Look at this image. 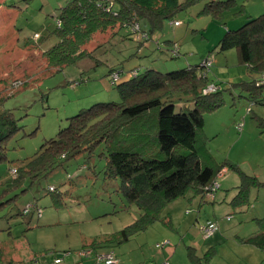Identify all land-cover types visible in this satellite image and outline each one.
I'll list each match as a JSON object with an SVG mask.
<instances>
[{
	"label": "rangeland",
	"instance_id": "374dc122",
	"mask_svg": "<svg viewBox=\"0 0 264 264\" xmlns=\"http://www.w3.org/2000/svg\"><path fill=\"white\" fill-rule=\"evenodd\" d=\"M67 2L0 0V111L12 110L20 126L7 143L6 161L0 164L2 264H46L66 252L72 254L63 264H104L94 258L80 261L76 255L83 246L122 230L139 216L138 207L126 197L122 180L106 176L100 149L92 157L82 154L65 162L33 183L25 177L14 186L12 175L13 169L23 167L82 109L121 101L117 85L133 72L141 75L153 69L169 73L211 61L209 85L221 90L223 104L204 116L206 147L217 167L229 160L264 182V127L260 128L264 123L259 125L256 119V115L264 119V105L251 104L248 93L234 86L251 79L237 50H220L229 30L236 31L264 14V0H236L235 7L225 11L222 19L202 13L208 2L202 0L177 16L180 26L166 22L143 45L127 28L113 37L99 34L86 46L92 58L58 70L48 66L43 51L58 41L47 36L56 29L58 10ZM141 27L148 31L144 24ZM36 33L41 36L39 42L34 39ZM173 43L181 49L179 58L172 54ZM111 69L123 72L115 85L109 80ZM15 81L25 85L14 90ZM189 107L176 104L177 111ZM217 182L221 189L214 194L202 198L189 190L168 204L162 220L147 231L129 242L98 251H114L120 259L116 264H192L188 248H196V255L204 257L215 247L208 264H264V251L240 241L264 230L258 223L264 220V187L253 189L248 203L234 208L231 201L240 184L238 174L229 168L227 176L219 175ZM50 187L57 192L49 193ZM29 204L42 209V215L34 210L26 215ZM208 222L217 223L218 230L204 239L200 226ZM46 255L50 256L44 258Z\"/></svg>",
	"mask_w": 264,
	"mask_h": 264
},
{
	"label": "trees",
	"instance_id": "16d2710c",
	"mask_svg": "<svg viewBox=\"0 0 264 264\" xmlns=\"http://www.w3.org/2000/svg\"><path fill=\"white\" fill-rule=\"evenodd\" d=\"M201 1L68 0L58 10L56 29L50 33V38L58 41L44 52L43 57L50 68L58 70L77 65L93 57L86 46L97 35L113 37L123 28L134 34L131 26L135 24L148 27V31L141 27L149 35L148 40L138 42L143 45L153 34L160 32L166 22L179 21V14ZM235 5L236 0H208L202 13L222 19L224 12ZM220 48L221 51L237 50L240 63L247 67L253 78L234 86L248 93L251 104L264 105V14L249 20L236 31L229 30ZM180 56L181 49L174 57ZM202 69V65L169 73L149 69L118 84L121 101L98 103L69 118L66 128L47 140L23 167L16 169L13 185L20 184L25 177L32 183L39 181L65 162L82 154L92 157L100 149V156L106 163V176L122 180L127 199L138 207L140 214L122 230L83 246L95 250L124 244L147 231L162 220V212L168 204L184 197L189 190L204 198L224 168L234 170L240 180L231 205L235 208L247 204L250 192L264 187V183L229 160L217 167L207 149L204 116L221 108L223 100L220 89L203 94L209 86V78ZM111 75L109 80L112 82ZM24 85V82L15 81L13 89ZM177 102L190 104V109L177 111ZM256 119L259 125L264 123L263 117L256 115ZM19 129L12 110L0 111V164L6 161L7 143ZM51 188L54 187L49 188V193L57 192ZM259 222L264 226L262 220ZM240 241L264 250V232L240 238ZM196 251L194 247L188 248L191 263L208 264L216 248L211 247L204 257L197 256Z\"/></svg>",
	"mask_w": 264,
	"mask_h": 264
},
{
	"label": "built area",
	"instance_id": "2783aa9c",
	"mask_svg": "<svg viewBox=\"0 0 264 264\" xmlns=\"http://www.w3.org/2000/svg\"><path fill=\"white\" fill-rule=\"evenodd\" d=\"M170 24L174 27H178L182 24V22L181 21H175V22H171ZM131 27H132V32L135 35L134 40L136 42H140L141 40H148L149 39L148 33L143 32L141 30V26L139 24H135L134 26H131ZM34 37L39 38L40 35L35 34ZM179 50H180L179 45L175 44L174 49L172 51V54L174 56H178ZM211 64H212V62L209 60H206L203 62L202 67H203L204 74H207V70L211 67ZM136 75H137V72H133V74H129V78H132L133 76H136ZM121 76H122V74L120 72H116L115 74L112 73V75H111L112 82L111 83L113 85H115L121 79ZM218 90H219V88L217 85L211 84L208 87H206V89H204L203 94L204 95L212 94V93L217 92ZM237 127H240V125ZM12 175L14 176V178L17 176V170L16 169H13ZM219 175L223 176L224 171H222ZM218 189H219V184L216 180L213 183V185L208 188V190H207L208 194L207 195L214 194ZM51 190L54 191V188H51ZM32 210L36 211L39 216H41L43 213L42 209H40L36 205H32V204H29L26 207L25 212L30 213ZM227 220H230V217H228ZM217 230H218V225L215 222H208L206 225L200 226V231H201L204 239H209V238L213 237L216 234ZM158 247L162 248V247H164V245L158 244ZM71 254H72L71 252H66V253H64L62 258L55 256L53 261L50 264H61L64 261L65 257L71 256ZM78 255L82 258H94L96 260V262H98V263L116 264V263L120 262V259L117 257V255L115 254L114 251L113 252L100 253L98 250H95L93 248H83L78 252ZM47 256H49V255H47ZM35 262H38V261H35ZM163 264H170V262L166 261Z\"/></svg>",
	"mask_w": 264,
	"mask_h": 264
},
{
	"label": "crops",
	"instance_id": "0c3cea01",
	"mask_svg": "<svg viewBox=\"0 0 264 264\" xmlns=\"http://www.w3.org/2000/svg\"><path fill=\"white\" fill-rule=\"evenodd\" d=\"M37 34V33H36ZM47 38L48 39H50V35H48L47 36ZM35 39V38H34ZM41 39V36H40V38H39V40ZM39 40L37 41V42H39ZM47 50V49H46ZM46 50H44L43 51V53L46 51ZM112 71H116V70H113V69H111L110 70V72H109V76L111 75L110 73L112 72ZM251 78H253L252 76H251ZM128 80H130V78H129V76H126L125 78H124V80H123V82H127ZM188 106V105H187ZM222 171H224V175L222 176V177H224V176H227V174L229 173V169L228 168H225L224 170H222ZM262 183H264V182H262ZM263 188V187H262ZM219 189H221V185H219ZM256 189H260V188H256ZM250 194H251V192H250ZM250 196V195H249ZM256 208L257 207H254L253 208V210H255L256 211ZM261 221V220H260ZM262 222L264 223V220L262 219ZM258 223H259V225L260 226H262V229H264V226H263V224H261L260 222H259V220H258ZM219 229H220V227H219ZM263 232H264V230H263ZM262 232H260L259 234H261ZM217 234V233H216ZM255 235H258V234H255ZM251 236H253V235H251ZM247 237H249V236H247ZM242 238H246V237H242ZM243 244V243H242ZM244 245H246V244H244ZM248 246H251V245H248ZM251 247H253V246H251ZM253 248H255V249H257V250H259V251H264V250H261V249H258V248H256V247H253ZM50 256V255H49ZM48 256L46 255V257H44V258H47ZM76 257L77 258H79V260L80 261H82V260H84V258H82V257H79L78 255H76ZM69 257H67L66 259H68ZM71 258V257H70ZM53 259H54V257H52V259H50V261H48L46 264H50L52 261H53ZM65 260V259H64ZM77 261V262H80V261ZM65 261H63L61 264H63ZM35 263H37V262H35ZM34 263V264H35ZM245 264V263H244Z\"/></svg>",
	"mask_w": 264,
	"mask_h": 264
}]
</instances>
